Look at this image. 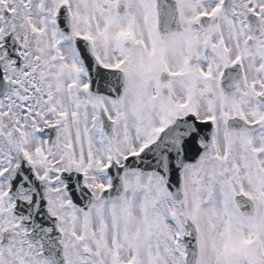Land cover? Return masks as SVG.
Here are the masks:
<instances>
[{
	"label": "snow or ice",
	"instance_id": "1",
	"mask_svg": "<svg viewBox=\"0 0 264 264\" xmlns=\"http://www.w3.org/2000/svg\"><path fill=\"white\" fill-rule=\"evenodd\" d=\"M0 264H264V0H0Z\"/></svg>",
	"mask_w": 264,
	"mask_h": 264
}]
</instances>
